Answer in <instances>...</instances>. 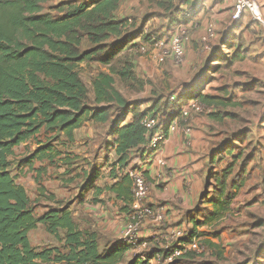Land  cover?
I'll list each match as a JSON object with an SVG mask.
<instances>
[{
    "label": "trees",
    "instance_id": "1",
    "mask_svg": "<svg viewBox=\"0 0 264 264\" xmlns=\"http://www.w3.org/2000/svg\"><path fill=\"white\" fill-rule=\"evenodd\" d=\"M50 1L0 0V264H147L139 257L127 260L130 247L119 240L110 249L101 251L98 234L82 229L70 206L63 201L56 202L59 207L36 217L26 189L16 182L10 170V158L15 149L35 138L41 130L56 136L64 135L69 142H74L75 131L86 122L106 125L115 119L114 110L118 109L121 116L110 125L109 133L112 137L109 145L116 153L112 170L116 176L117 170L128 168L135 152L149 145L156 131L150 132L143 123L147 117L156 118L155 111H142L140 105H131L117 88L118 83L131 86L134 81H139L143 84L137 80L134 62L124 56L125 51L141 38L151 44L155 39L152 35H144V26L130 32L137 27V21L119 16L127 0L68 1L48 12L45 5ZM201 2L196 0L192 5L195 7ZM174 5V0L159 2V6L169 12L176 8ZM191 16L185 19L189 20ZM242 49L241 44L235 48V59L241 58ZM214 59L223 60L220 56ZM83 62L109 67V72H101L93 82V103L89 88L78 71ZM187 95L188 101L215 107V112L208 115L214 122L222 123L224 119L236 117L232 113L217 112L218 106L226 108L224 101L215 103L221 98L192 89ZM177 103L178 99L173 102L174 107ZM182 111L180 107L175 115H171L168 109L169 115L163 119L166 131L170 122L183 116ZM229 141L218 144L215 149L213 155L217 156L218 163L223 158H220L221 153L224 152V157L233 155L235 145ZM49 150L50 146L45 145L34 155L44 159ZM239 160V156H233L230 165L215 179L212 184L215 195L208 199V203L215 205V211L207 212L204 208L195 225L219 220L232 209L238 195L234 189L243 186L245 165L251 161L249 158L243 160L231 183ZM100 177V171L94 169L83 189L100 190L95 187ZM123 177L125 183L132 182L133 185L131 173ZM52 198L56 199L55 196ZM149 205L156 207L150 202ZM38 225H43L50 235L63 243L65 250L39 251L34 248L29 234ZM195 225L189 234L191 239L197 236ZM216 255L221 261L222 254L217 252ZM183 257L172 263L189 258L190 254Z\"/></svg>",
    "mask_w": 264,
    "mask_h": 264
},
{
    "label": "rangeland",
    "instance_id": "2",
    "mask_svg": "<svg viewBox=\"0 0 264 264\" xmlns=\"http://www.w3.org/2000/svg\"><path fill=\"white\" fill-rule=\"evenodd\" d=\"M68 1L75 0H52L45 5V8L49 12L59 4ZM163 1L167 0H127L122 6L120 17L125 16V18L137 21V27L130 30L131 33L144 26V35H152L155 39L157 38L156 40H162L165 43L170 41L171 33L178 26L177 24H182L188 31L183 62L177 64L171 57L163 58L162 52L158 48H155L150 41L147 42L141 38L128 46L124 56L133 60L136 78L143 84L138 83L139 81H134L131 86L118 83L117 88L131 105H140L142 111L154 110L159 121L168 117V109L170 111L171 107H174L171 98L177 96L178 103L176 108L174 107V111L182 107L183 112H187V115L177 118L179 123L177 130L166 134L161 149L168 141L169 136L178 132L185 137L187 148L191 147L190 138L193 132L201 133L204 123H209L208 115L216 110L212 106L204 107L203 112L189 110L190 101H188L187 94L190 89L203 95L221 98L216 99L215 103L218 104L220 100L224 101L226 108L218 106L217 112L235 114L234 119H224L222 123L213 121L211 126V131L217 134L215 144L221 145L224 141L230 140L229 142H233L235 148L232 156L225 155L224 157V152L221 153L220 158H223L219 159L220 162L211 169L212 178L208 185L210 189L209 187L205 188L203 196L204 204H207L208 199L215 195L212 184L215 183V179L220 176L222 170L230 165L233 156H239L240 160L236 164V172L231 183L239 173L244 159H251L245 165L243 173L246 176L249 173V168L251 172H254L251 166L256 168L264 156V30L254 22L248 13L241 16L238 21L234 19L235 0H202L195 7L189 4V0H174L176 8L171 12L159 6V2ZM194 1L196 0H192V2ZM255 1L264 14V0ZM183 10L193 15L191 19H185ZM210 25L215 29V37L210 41H204L207 28ZM239 44L243 45V52H241L240 59H235V48ZM141 45L147 48L146 53L141 51ZM190 50L192 52H189ZM217 56L223 60L215 61L214 58ZM78 71L83 82L89 88L90 101L93 103V82L101 72H109V67L96 62H83L79 65ZM114 115L115 119L113 118L106 125L86 122L81 128L83 137L74 142H69L64 135L56 136V134L43 129L35 138L17 147L14 155L10 158L12 175L16 182L26 189L36 217H41L48 210L59 207L56 202L63 201L64 204L70 206L73 213H77L75 220L78 225L82 229L96 232L100 245L105 246L113 240L118 241L121 236L125 225L122 226L115 216L116 213L121 214L120 210L109 209L103 212L106 215H101V211L89 208L88 202L87 205L80 206V202L75 201L81 199V194L88 198L96 196L83 189L94 169L103 175L101 180L95 182L97 185L105 186L106 184L109 186L104 181L105 175L107 178L113 179L112 168L116 159L114 152L108 150L107 161L103 160V156L97 163V158H94L96 150L89 148V144L92 143V140L97 142L99 139L98 143L102 142L103 147L106 145L110 125L114 124L121 116L118 109L114 110ZM166 122H168L167 119ZM189 129L192 130V134L187 133ZM86 135L93 138L89 139ZM103 138L105 139L101 141ZM95 144L91 145L95 146ZM45 145H49L51 150L48 151L44 159L34 155L38 148ZM110 148L111 146L108 145L107 149ZM85 152L93 154V157H86ZM244 185H249L247 181L245 184V178ZM150 192L147 203L150 200ZM244 192L246 191L242 190L236 196L238 199L233 202L234 206L231 211L233 214L230 217L223 215L225 220L222 225L225 224L226 227H229L233 223L242 222L249 226L250 237L243 248L246 251L245 248L251 241L264 242V208L261 207L254 211L256 213L254 215V213H250V209H248L249 212L244 207H239V200L243 199ZM52 196H55L56 199H53ZM89 200L92 201V199ZM105 200L110 201L112 198L106 194ZM204 204L199 203L197 207L189 211V231L195 220L201 219ZM207 210L209 212V209ZM237 211L241 215L236 216ZM165 217L167 218L166 210ZM148 222L143 223L142 230ZM155 226L165 232L170 226L175 227L168 220L166 226ZM165 232L164 234L167 235ZM196 237L201 239L204 250L200 253H190L189 262H183V264H205L211 260L206 257L209 247L205 232L200 231ZM29 238L32 246L39 251L49 248L65 250L63 243L50 235L43 225H38L37 229L30 232ZM148 250L143 255H146ZM233 252L235 251L232 249L229 251L225 263L218 261L217 258L213 259V263L238 264V262H243V260L231 258ZM132 256L134 257V254ZM246 262L249 263V261ZM246 262L245 264H247ZM255 262L256 260L251 264H264L262 260Z\"/></svg>",
    "mask_w": 264,
    "mask_h": 264
},
{
    "label": "crops",
    "instance_id": "3",
    "mask_svg": "<svg viewBox=\"0 0 264 264\" xmlns=\"http://www.w3.org/2000/svg\"><path fill=\"white\" fill-rule=\"evenodd\" d=\"M189 4H193L192 0L189 1ZM122 8L123 7H121V9ZM123 17L125 18V16ZM189 52L192 51L190 50ZM208 122L209 123L205 122L202 126L201 133L193 132L190 138L192 142L191 147L187 148L185 145V137L181 133H173L169 136L168 141L163 145L162 149L160 148L159 150L153 151L151 148H145L135 152L125 171L117 170L116 176H113V179L109 177L108 179L105 175L104 181L107 182L109 186L106 184L105 186L97 185L96 183L101 180L100 177L95 183V187L100 190L94 188L88 191L96 195L95 197L90 196V198H88V196L81 194V199H77L75 202L79 201L80 206H85L88 202L90 205L89 208L101 211V215H106L103 212L109 209H114V211L120 210L121 214L116 213L115 216H117L116 219L122 226L125 225L123 228L124 231L131 209L132 182L125 183L123 176L141 170L151 184L149 202L155 206L159 204L163 206L170 224L187 230L189 235V211H192L199 205L203 198L206 184L211 178V169L215 168V164L218 163L217 156L215 157L213 155L215 149L219 146L217 143L215 144L217 134L211 131L213 121L209 119ZM86 136L89 138L88 135ZM81 137H83V134L80 128L75 131V140ZM110 137L109 135L104 147L101 145L102 142L98 143L100 142L99 139L97 142L91 141L93 144L96 143L95 146L91 145L92 143L89 144V148L96 150L94 158H97V163H99L103 156V160L107 161L106 156L108 150H112L116 157L114 147L107 149V146L112 141V137ZM91 138L93 137L89 139ZM104 139L105 138L101 141ZM186 139L188 138L186 137ZM85 154H87L85 155L86 157H93L91 153L85 152ZM251 167L254 172H251L249 168V173L246 176L244 174L245 184L247 181L249 185L245 186L243 184L240 188L235 187L234 192L239 194L242 190L246 191L243 193V199L239 200L240 203L238 205L239 207H244L245 210L250 209L251 212L248 211L256 215L254 211L261 207L264 208V156H262V161L258 163L256 168H254V166ZM101 176L103 175L101 174ZM121 191L123 192L121 193ZM106 194H109L112 200H105ZM89 199H92V201ZM237 199L238 198H235V201ZM233 206L234 204H232V207ZM203 207L209 209L210 212L215 211V205L212 203L207 202ZM231 211L232 209L226 213L225 216L230 217V215L233 214ZM75 215H77V213H74V217ZM238 215H241L239 211H237L236 216ZM224 220L225 218L223 217L219 220L207 221L206 224L202 225L192 224V229L195 225L197 235H199L200 231H203L207 236L206 242L209 247V252L206 257L211 260H208L206 263L209 261L213 263V259L217 258V252L222 254L221 262L225 263L226 257H228L231 249L235 251L232 253L231 258L243 260V262H238V264H245L246 261H249V263L246 262L247 264H251L255 260V263L259 260L264 261V242L251 241L250 243L248 242L249 246L245 248L246 251L243 249L250 237L249 226L245 223L238 222L226 227L225 224L222 225ZM164 232L165 231L161 228L155 226L154 223L148 222L145 225L141 236L149 240L150 248L146 255L141 258L142 261L147 264H161L156 255L159 253L162 254L164 251L163 247L167 239V235H165ZM165 233L167 234V232ZM116 241L117 240H113L106 244V246L100 245V250L105 251L110 249ZM132 257V251L130 250L127 260L132 259ZM183 258L182 261L176 262L175 264L189 262V258H185L184 260Z\"/></svg>",
    "mask_w": 264,
    "mask_h": 264
},
{
    "label": "built area",
    "instance_id": "4",
    "mask_svg": "<svg viewBox=\"0 0 264 264\" xmlns=\"http://www.w3.org/2000/svg\"><path fill=\"white\" fill-rule=\"evenodd\" d=\"M245 13H249L252 16V19L264 30V14L255 0H235L233 14L234 19L236 21L240 20V17ZM190 16L191 13L185 10L184 17L186 18ZM187 35L188 31L182 26V24H178L168 43H165L162 40L154 39L153 46L162 52L161 55L163 58L171 57L177 64H180L184 60L183 57ZM214 37L215 29L212 25H210L207 28L204 41H210ZM141 51L146 53L147 48L142 46ZM171 101L176 102V97L173 96ZM204 107L206 106L193 100L190 101L189 104V110H195L197 112H203L205 110ZM174 110V108L170 109L171 115H175L176 111ZM183 111V116H186L187 112ZM164 121L160 122L157 118L153 117H147L144 120L143 123L150 132L156 130L146 148L159 150L161 148V144L164 142L166 134L177 130L179 125L177 119L170 122L167 131L165 125L166 123ZM187 133L192 134V130H187ZM132 181V209L129 214V221L122 232L119 241L130 247L134 257L142 258L144 257L143 253L150 247L149 240L141 236L143 223L150 221L155 225L166 226L167 218L165 217V208L163 206L152 207L149 205V202L147 203L150 192V183L147 181L144 173L141 170L133 172ZM166 232L167 239L163 247L164 251L162 254L159 253L156 255L161 264L172 263L175 259L186 256L190 253H200L204 250L201 239L198 237L191 239L187 230L170 226V228L166 229ZM190 233L191 232L189 231V234Z\"/></svg>",
    "mask_w": 264,
    "mask_h": 264
}]
</instances>
